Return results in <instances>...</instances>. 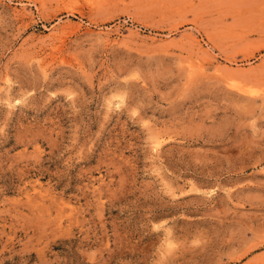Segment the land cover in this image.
Returning a JSON list of instances; mask_svg holds the SVG:
<instances>
[{"label":"rangeland","instance_id":"rangeland-1","mask_svg":"<svg viewBox=\"0 0 264 264\" xmlns=\"http://www.w3.org/2000/svg\"><path fill=\"white\" fill-rule=\"evenodd\" d=\"M0 264H264V0H0Z\"/></svg>","mask_w":264,"mask_h":264},{"label":"bare ground","instance_id":"bare-ground-1","mask_svg":"<svg viewBox=\"0 0 264 264\" xmlns=\"http://www.w3.org/2000/svg\"><path fill=\"white\" fill-rule=\"evenodd\" d=\"M232 76V74L230 75V77ZM229 79H232V78H229Z\"/></svg>","mask_w":264,"mask_h":264}]
</instances>
